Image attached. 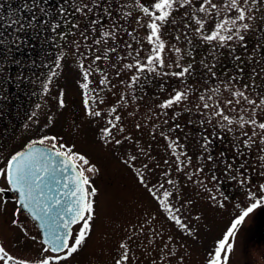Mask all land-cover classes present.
Here are the masks:
<instances>
[{
  "label": "snow or ice",
  "instance_id": "6c2138e0",
  "mask_svg": "<svg viewBox=\"0 0 264 264\" xmlns=\"http://www.w3.org/2000/svg\"><path fill=\"white\" fill-rule=\"evenodd\" d=\"M133 2L139 10L135 22L145 29V40L149 45L144 57H141L144 49H133L125 55L118 54V33L122 27L119 25V19L132 15L131 12L123 11L127 7L128 0H55L54 5H50L49 0H21L19 7L15 9L9 7L6 15L2 11L4 5H0V29L4 31L11 29L7 36L4 35V31H0V37H3L0 38V50L6 49L19 65L20 61L15 59L17 52L23 55L24 50L29 46L32 52H36V45L43 48L56 39L64 40L67 35H75L78 32L81 40H73L72 44L75 46L76 54L83 57L79 62L80 71L77 73L76 83L82 90L85 115L100 125L99 139L105 146L123 148L126 141L131 142L134 153L127 155L123 162L136 173L139 184L155 201L158 212L163 214L179 233L191 237L194 235L192 222L200 219L199 216H191L186 222L184 218L185 211L192 205V200H184L181 197L180 203L177 204L175 201L179 191L178 182L171 178V172L164 170L158 174L155 171L161 166L158 162L150 166L146 160L140 159L141 155L147 160L153 158L146 147L139 141L133 140V137L127 134V130L121 126L123 118L119 114V109L129 107V100L135 104L137 100L144 99L143 95L137 96L136 92L149 76H172L180 82L179 85L173 87L171 91L161 85L160 91L165 93V96L163 98L157 96L158 102L154 108H148V112L157 118L168 117L164 120V124H169V120H174L181 111L191 114L193 107L188 106L191 103L190 90L184 84V80L194 73L195 57L193 56L187 63H181L187 52L173 44L172 50L177 54L178 59L166 64L163 57L165 43L162 39V30L166 31L168 25H176L179 16L183 24V39L187 45L193 46V49L196 41L209 45L210 55L213 56L217 47H231L230 42H238V46L246 49L247 35L255 34L260 27L258 19L264 20V0H133ZM89 26H91V37L88 34ZM180 30V28L176 29V31ZM260 30L264 31V28ZM128 35L131 36L132 33ZM175 39L179 41L181 38L176 36ZM110 40L112 43H109ZM81 41L87 47L89 54L80 52ZM120 43H123L126 49H132L131 43L125 41ZM258 47H264V44ZM233 58L239 62L238 68L239 64L247 63L240 55ZM85 60L88 61L87 66ZM123 60L129 62L120 63ZM102 63L106 64V67H101ZM199 63L209 72L215 66L209 65L204 59ZM55 66L57 68L61 66L59 57ZM165 67H175L179 71H159ZM107 69L113 70L118 78L123 72L131 73L127 80L119 81L124 86L125 92L120 94L114 103L106 102L100 96L104 87L111 84ZM0 70H3L2 63ZM239 71L243 72L244 69L239 68ZM93 73L99 74L98 80L89 79ZM253 73L257 77L264 78V65L259 72L253 69ZM50 80L51 78L49 82ZM93 83L95 88L90 87ZM43 87L47 92L48 84H44ZM111 87L115 88L116 85L112 84ZM245 87H255V85L253 83ZM232 95L237 98V104L245 101L248 105L247 109L243 106L238 109L247 113L246 116H239V127L247 130L236 137L240 143L233 145L234 155L244 157L242 162L238 165L224 162L222 169L216 167L222 161L210 152L213 143L210 136L215 134L217 124L222 130L227 126V131L231 132L230 126L234 121L219 106L213 107L207 102L202 105L196 104L195 108L199 115L205 116V119L199 120L201 127L205 123L213 127V133L202 135L199 142L202 152L208 155L198 157L194 170L187 171L192 165V157L186 151L177 152V149L183 148L177 138L167 144L174 160L163 161L169 168L174 164L176 172L183 173L188 181L202 188L214 205L224 207L221 199L214 194L213 188H210L206 180L200 178L201 176L206 177L213 184H218L223 177L244 189V200L235 206L238 209L237 214L230 220L229 226L222 235L215 240L207 254L206 264H230L229 256L234 250L241 226L255 210L264 208V118L260 116V113L264 112V94L258 93L257 99L249 98L245 91H237ZM64 96L65 93L60 91L54 97L58 108L65 107ZM198 99L205 101L204 95L199 96ZM232 103V100L226 101L228 106ZM181 105L184 107L181 108ZM210 107L212 112L208 115L205 111H201ZM155 109L161 111L155 112ZM168 110H172L173 114L169 115ZM137 111H139L138 107L136 111H129L128 115L135 116ZM214 117L220 118L217 124H213ZM54 123L52 116H48L44 127L38 130L43 133L38 139L29 141L21 150L0 161V182L6 185L0 187V197L8 192L16 197L11 225L20 230L24 244L30 239L40 246L34 256L25 257L12 254L0 245V264H66L69 260L75 259L76 254L90 239L91 222L95 215V202L91 198L97 196V189L89 174H96L99 169L86 155L76 151L75 145L69 146L62 142L64 139L62 136L49 135L45 132V129L50 125L54 126ZM187 124L192 125L193 121L189 119ZM152 127L159 126L153 124ZM135 128L140 130L141 123H136ZM177 129L183 131L181 125L177 123L174 127L170 125L168 132H175ZM160 134L166 140L169 139L163 131ZM188 135L184 132L185 139ZM253 149L256 155L250 160L245 150L250 153ZM136 150L139 155L135 154ZM220 156H223V153ZM201 159L212 165L207 172L199 163ZM251 171H255L256 176L260 178L259 181L251 179ZM218 172L220 175H217ZM149 173L160 178L150 182ZM194 177L197 179L193 180ZM169 186L176 191L169 190ZM216 191H219L218 187ZM221 196L227 199L223 193ZM7 203V200L3 201V205ZM3 205H0V211L5 210ZM22 212H27L30 219L35 222L34 226L39 230L38 235H31L24 224L19 222L18 217ZM157 218L151 216L138 225V230L137 225L125 229L126 235L117 242V254L113 258V264H132L135 258L132 244L136 243L135 238L138 234H143L147 243H152L156 236L160 237L161 244L157 245V255L153 258L152 264H183V255L174 250L176 245L171 233L165 238L162 232L152 228L150 229L152 236L147 235L145 224H151ZM75 225H79V228L73 232L71 229ZM146 251L151 253L150 249L146 248Z\"/></svg>",
  "mask_w": 264,
  "mask_h": 264
},
{
  "label": "rangeland",
  "instance_id": "374dc122",
  "mask_svg": "<svg viewBox=\"0 0 264 264\" xmlns=\"http://www.w3.org/2000/svg\"><path fill=\"white\" fill-rule=\"evenodd\" d=\"M21 0H0V5H4L3 12L8 11L9 7L18 8ZM55 0H49L50 5H54ZM123 11L131 12L129 17H121L119 25L122 27L118 33L117 48L119 55H125L133 49H144L141 52V57L147 53L149 45L145 40L146 31L141 28L136 22L135 17L139 15V10L135 7L133 0H128L127 7ZM22 15H24L22 13ZM258 17L260 14H257ZM176 25H168L167 30H162V39L165 43L163 57L166 64L173 63L178 59L177 54L172 50V45L181 47L187 52V55L181 59V63H187L192 57H195L194 73L184 80L189 91L188 104L193 107V112L189 114L186 111H181L176 115L174 120H169V124H164L166 116L157 118L148 112V108H154L158 102L156 97L163 98L165 93H161L160 86L171 91L173 87L179 85V81L172 76H149L143 83L136 95L144 96V99L137 100L135 104L129 100V107L119 109V114L122 116V124L127 134L133 137V140L146 147L153 159L147 160L146 157H140L141 160H146L150 166L157 162L161 165L156 168V173H162L164 170L171 172V178L178 182L179 191L177 193L176 203H180V198L184 200L191 199L192 205L185 211V220L191 216H199V221L192 222V230L194 235L185 237L183 233H179L169 221L166 220L163 214L157 210L155 201L139 184L136 173L128 167L123 161L127 155L133 154L134 149L131 142H125L123 148H115L112 145L105 146L99 139V124L90 117H87L83 108L82 90L76 83L77 73L80 71L79 62L83 59L82 56L76 54L73 40H81L79 33L75 35L69 34L64 40L56 39L48 45L41 48L36 45L37 51L32 52L31 46L24 50L23 55L16 53L15 59L20 61L16 64L11 55L6 49L0 50V63L3 64V70H0V161L4 160L10 154L21 150L24 145L33 139H38L43 133L39 132L43 128L48 116H52L54 126H49L45 132L49 135L62 136V142L75 145V150L86 155L87 158L96 165L99 172L89 174L93 185L97 189V196L91 199L94 200L95 215L92 223V231L90 239L86 246L76 254L75 259H71L66 264H113V258L116 256L117 242L126 235L125 229L132 225H138L150 219L151 216L158 218L145 224L147 235L152 236L150 229L155 228L157 232H162L166 238L170 233L173 235L176 245L175 251L183 255V264H206L208 252L214 245V242L229 226L230 220L237 214L238 209L235 207L238 203L244 200V189L237 183L229 181L223 177L218 184L207 180L210 188H213L214 194L221 199L224 207L214 205L207 193H204L202 188L192 181H188L183 173L175 171V165L171 168L163 163L164 160L172 161L174 157L171 151L167 148V144L172 139H179L183 148L177 149V152L186 151L192 157V165L187 171L194 170L198 163V157H206L208 153L202 152L199 142L202 135L213 133V127L205 123L203 127L199 124L200 119H205V116L198 114L195 105L207 102L215 107L219 106L223 112L228 115L234 123L230 126L232 131L221 129L217 124L219 117L213 118V124H217L215 134L210 136L213 143L210 147V152L214 157H217L222 162L216 167L222 169L224 162L239 164L244 160V157H236L233 151V145L239 144L236 137L242 131L239 127V116L247 115L246 112H240V107L248 108L245 101L240 104L236 103V97L232 93L237 91H245L249 98L257 99L258 93L264 94V78L257 77L253 73V69L257 72L261 71L262 60L260 59V51H264L262 45L264 41V20L258 19L260 27L257 28L255 34H248L246 37V49L238 46V42L231 43V47H217L215 55H210V46L196 41V46L187 45L184 41L183 24L180 22V17H177ZM211 24H209V27ZM180 28V31H176ZM4 31L3 29H0ZM97 30L99 27L97 26ZM8 31H4L7 36ZM132 33V35H128ZM91 37V26L89 33ZM176 36H180L177 41ZM3 38V37H0ZM98 38V37H97ZM125 41L132 44V49H126L123 43ZM139 41V42H138ZM262 41V42H261ZM90 43V41H89ZM112 43V40L109 41ZM80 52L89 54L87 47L81 41ZM135 54V53H133ZM240 55L247 63L239 64V68L244 71H239L238 61L233 57ZM5 57H7L5 59ZM60 58V67L55 66L57 58ZM115 58V57H114ZM206 60L209 65H215L211 72L204 68L199 62ZM129 60H123L120 63H128ZM87 66L88 61H84ZM101 67H106L102 63ZM119 68V64H118ZM111 84L104 87L100 92V96L106 102L114 103L117 97L125 92L124 86L119 83L120 80H127L131 73L123 72L118 78L114 71L107 69ZM161 72L179 71V69L162 68ZM56 73V75H53ZM235 77V79H232ZM49 78H51L49 82ZM90 80L96 81L99 79L98 73H93L89 77ZM48 84V91L45 92L44 84ZM255 87L246 88V85ZM116 87L112 88L111 85ZM95 88V83L90 85ZM111 89V90H109ZM194 90V91H193ZM65 93V107L58 108L54 97L60 92ZM95 98V93L92 94ZM204 95L205 101H200L199 96ZM232 100L231 106L226 104V101ZM187 103V102H186ZM111 106V104L109 105ZM139 111L135 116H129V111ZM181 108L184 105L180 106ZM160 109H155V112H160ZM169 115H172V110H168ZM205 111L206 115L212 112L210 107ZM151 115V119L149 116ZM264 118V112L260 113ZM191 119L192 125H188L187 121ZM136 123H141L142 128L137 130ZM179 123L183 129H177L175 132H168L169 126H175ZM226 125V122H224ZM159 127L153 128L152 125ZM161 131L169 139L161 136ZM184 132H187L188 138L185 139ZM249 155L250 160L254 159L256 152L253 149ZM223 153V156L220 154ZM135 154L139 155L138 150ZM184 159V157H181ZM207 172L212 165L205 160L199 161ZM139 167V163H137ZM217 175H220L218 172ZM150 182H155L160 177L148 174ZM194 177L193 180H196ZM251 179L259 181L255 171H251ZM3 182H0V187H5ZM219 191H216V188ZM169 190L176 191L169 186ZM221 193L227 196L223 199ZM8 203L3 205V201ZM15 198L11 192L0 197V205H3L5 210L0 211V245H3L10 253L31 257L36 254V249L40 246L34 244L28 239L27 244H24V237L21 235L18 228L11 225V220L14 218L12 212L15 208ZM260 217H264V208H259L246 218L240 228L237 239L234 244V250L230 254V264H264V240L259 239V228L261 225ZM19 222L23 223L28 232L35 236L38 235V229L34 226V222L22 212L18 217ZM79 225L72 227L75 232ZM136 243L132 244L135 253V258L132 264H152L153 258L157 255V245L161 244L159 236L154 237L152 243H147L143 234L136 236ZM147 249L151 250L149 254Z\"/></svg>",
  "mask_w": 264,
  "mask_h": 264
},
{
  "label": "flooded vegetation",
  "instance_id": "af4514ba",
  "mask_svg": "<svg viewBox=\"0 0 264 264\" xmlns=\"http://www.w3.org/2000/svg\"><path fill=\"white\" fill-rule=\"evenodd\" d=\"M263 44H264V41H263ZM260 59L262 60V65H264V51L262 50L260 51ZM260 221H261V225L260 227H258L259 228V239L264 240V217L263 218L260 217Z\"/></svg>",
  "mask_w": 264,
  "mask_h": 264
},
{
  "label": "trees",
  "instance_id": "16d2710c",
  "mask_svg": "<svg viewBox=\"0 0 264 264\" xmlns=\"http://www.w3.org/2000/svg\"><path fill=\"white\" fill-rule=\"evenodd\" d=\"M5 15L7 14V11L3 12ZM1 31V30H0Z\"/></svg>",
  "mask_w": 264,
  "mask_h": 264
},
{
  "label": "water",
  "instance_id": "95a60500",
  "mask_svg": "<svg viewBox=\"0 0 264 264\" xmlns=\"http://www.w3.org/2000/svg\"><path fill=\"white\" fill-rule=\"evenodd\" d=\"M27 213V212H26ZM28 214V213H27ZM29 215V214H28Z\"/></svg>",
  "mask_w": 264,
  "mask_h": 264
}]
</instances>
